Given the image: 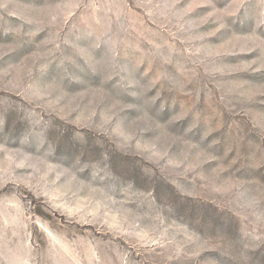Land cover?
Returning a JSON list of instances; mask_svg holds the SVG:
<instances>
[{
  "label": "rangeland",
  "instance_id": "obj_1",
  "mask_svg": "<svg viewBox=\"0 0 264 264\" xmlns=\"http://www.w3.org/2000/svg\"><path fill=\"white\" fill-rule=\"evenodd\" d=\"M0 264H264V0H0Z\"/></svg>",
  "mask_w": 264,
  "mask_h": 264
}]
</instances>
